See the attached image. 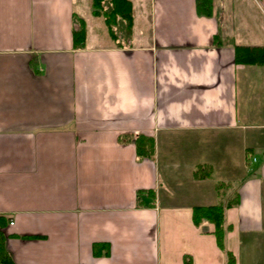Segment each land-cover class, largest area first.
Listing matches in <instances>:
<instances>
[{
  "label": "crops",
  "instance_id": "crops-1",
  "mask_svg": "<svg viewBox=\"0 0 264 264\" xmlns=\"http://www.w3.org/2000/svg\"><path fill=\"white\" fill-rule=\"evenodd\" d=\"M131 1L127 45L92 0H0L7 251L15 264H226L214 225L192 212L231 203L226 250L253 264L264 255V65L238 63L234 44L264 46V15L256 0H212L209 16L196 0ZM140 135L154 137L152 157H138ZM149 189L153 205L139 207Z\"/></svg>",
  "mask_w": 264,
  "mask_h": 264
},
{
  "label": "trees",
  "instance_id": "trees-1",
  "mask_svg": "<svg viewBox=\"0 0 264 264\" xmlns=\"http://www.w3.org/2000/svg\"><path fill=\"white\" fill-rule=\"evenodd\" d=\"M93 13L97 16H103L107 25L109 34L112 38L119 37L118 30L129 37L132 32L134 18H133V4L131 0H92ZM212 0H196V10L199 15L209 16L212 13ZM75 22L77 28L73 30V38L75 47H81L86 41V23L81 17H76ZM215 43L223 41L219 35L214 38ZM235 46L236 61L242 64H257L264 65V46ZM137 154L140 159L145 157H152L155 152V140L153 136L140 135L136 138ZM201 167L195 172V177H200L199 172ZM149 194L152 199L155 198V191L140 190L137 192V205L142 207L144 205H153L151 202H144L141 194ZM231 205L215 204L209 206H194L192 212V220L196 226L203 222H209L214 225L212 233L216 237L217 245L220 249L226 251V264H237V260L233 252L226 250L225 235L231 230L233 226L226 224V209ZM4 223L3 218L0 219V225ZM109 244L107 242H95L93 244V252L95 255H103L108 252ZM184 264H194L189 254L183 256ZM0 264H15L10 253L7 251L3 235L0 230Z\"/></svg>",
  "mask_w": 264,
  "mask_h": 264
},
{
  "label": "rangeland",
  "instance_id": "rangeland-1",
  "mask_svg": "<svg viewBox=\"0 0 264 264\" xmlns=\"http://www.w3.org/2000/svg\"><path fill=\"white\" fill-rule=\"evenodd\" d=\"M247 1H249V2H247ZM246 2H247V4L248 5H250V2H252L253 4H254V1L253 0H246ZM260 3H261V6H258V7H260V8H263L264 9V0H260ZM257 5V3L255 2V6ZM253 6V5H252ZM91 7V6H90ZM84 10V8H82V10L81 11H83ZM85 11L88 13V5H87V7H86V9H85ZM264 11V10H263ZM84 13V12H83ZM85 14V13H84ZM86 15V14H85ZM101 32H103V33H106L107 34V29H106V26L104 25V23H103V30L101 31ZM105 34V36L108 38L107 39V41H109L110 40V38L108 37V35H106ZM118 35H119V37L120 38H118L119 39V41H120V39H121V41L123 42V44H127V45H129L128 43H129V40H128V38L125 36V34L123 33V32H121V29L120 30H118ZM220 38H222V37H220ZM223 39V38H222ZM116 41H118V40H116ZM116 41H114L113 40V42L115 43ZM223 41H225L224 39H223ZM120 43V42H119ZM116 44V43H115ZM174 140V142L171 144V146L175 143V145L176 144H182V141H183V144L184 143H189L191 140H190V138H186L185 136H183V138L181 137V139H179V140H177V139H173ZM159 145H160V148H161V151H165L166 149H169L170 147L169 146H167L166 145V142L165 141H160L159 143H158V147H159ZM181 146L182 145H180V146H178V148H177V151H178V155L180 156V151H181ZM174 149H175V147H174ZM173 149V150H174ZM227 186L224 184L223 186H222V189H223V191H225L227 188H226ZM253 264H264V255L263 254H260V255H257L256 256V260H254V262H253Z\"/></svg>",
  "mask_w": 264,
  "mask_h": 264
}]
</instances>
